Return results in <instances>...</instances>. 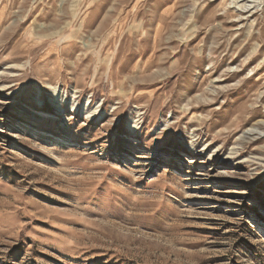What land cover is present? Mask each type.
<instances>
[{"label": "rangeland", "instance_id": "rangeland-1", "mask_svg": "<svg viewBox=\"0 0 264 264\" xmlns=\"http://www.w3.org/2000/svg\"><path fill=\"white\" fill-rule=\"evenodd\" d=\"M0 264H264V0H0Z\"/></svg>", "mask_w": 264, "mask_h": 264}, {"label": "bare ground", "instance_id": "bare-ground-1", "mask_svg": "<svg viewBox=\"0 0 264 264\" xmlns=\"http://www.w3.org/2000/svg\"><path fill=\"white\" fill-rule=\"evenodd\" d=\"M240 7H239V9L240 10H242V11H248L247 9H246V5H239ZM144 40V39H143ZM142 48V47H141ZM138 50H140V48L138 49ZM140 52H142V51H140Z\"/></svg>", "mask_w": 264, "mask_h": 264}]
</instances>
